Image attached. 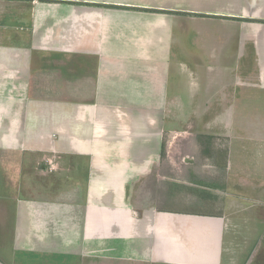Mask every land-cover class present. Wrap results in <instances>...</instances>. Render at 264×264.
<instances>
[{"label":"crops","instance_id":"obj_1","mask_svg":"<svg viewBox=\"0 0 264 264\" xmlns=\"http://www.w3.org/2000/svg\"><path fill=\"white\" fill-rule=\"evenodd\" d=\"M193 66L203 98L259 136L246 189L263 201L264 0H0V264H186L178 225L140 221L125 185L158 163L154 105L191 97Z\"/></svg>","mask_w":264,"mask_h":264},{"label":"rangeland","instance_id":"obj_2","mask_svg":"<svg viewBox=\"0 0 264 264\" xmlns=\"http://www.w3.org/2000/svg\"><path fill=\"white\" fill-rule=\"evenodd\" d=\"M205 18L223 20L212 15H206ZM206 24L213 31H218V26L221 25H211L210 22ZM192 43L191 35L184 39L186 50H193ZM177 53L182 63L193 65L191 53ZM228 62L225 59V64ZM212 64L215 66V61ZM196 67L186 68V74L192 73L189 78L191 84L196 85L191 97L181 95L176 103L154 105L155 116L161 127L157 129L154 126L152 130L153 134L158 133L152 139L157 140L159 149L154 152V156L151 153L150 157H154L155 163H158L137 183L125 185L130 209L138 211V214L144 212L145 215L140 217L144 220L140 221L147 222L148 215L151 217L157 212V221L167 225L177 224L178 227L174 230L176 236L173 234L176 237L177 254L179 256L181 252V256H186V264H247L251 255L252 264H264V200L254 197L255 195L249 196L246 183L248 175L255 169L254 160L256 157L260 158L262 144H259V136H255L254 129L251 132L245 131L249 127L248 120L243 122L234 120L233 116L221 115L224 108L231 111V104H217L215 100L210 102L203 98L204 82L200 83L203 78L201 73L195 71ZM211 72L215 78V71ZM212 76L204 77L208 79ZM173 80H177V76H173ZM214 93L210 89L209 95H215ZM181 97L184 98L180 102ZM133 106L128 105L126 110L137 112L138 109ZM218 111L220 114H217ZM236 123L241 124L244 129L240 127V130L233 133L232 127ZM234 135L238 136L237 140ZM238 143L242 147L239 148ZM244 145L246 149H243ZM233 147L237 152L233 153ZM228 164L230 168L224 170ZM239 164L250 168H234L235 165L240 167ZM0 183L3 186L1 172ZM255 202L257 207L252 205ZM255 208H258L256 215L253 213L256 212ZM125 215L128 217L129 213L124 208V218ZM188 220L192 227L189 236L193 240L191 244L182 245L181 240L177 239L182 236L183 231L180 229L187 225ZM167 225L161 226V232L169 236L174 228ZM4 250L8 252L7 248ZM10 253L9 250V256ZM187 254L191 255L188 260ZM42 259L45 258L39 260ZM52 259L56 260L54 264L68 262L62 257Z\"/></svg>","mask_w":264,"mask_h":264},{"label":"flooded vegetation","instance_id":"obj_3","mask_svg":"<svg viewBox=\"0 0 264 264\" xmlns=\"http://www.w3.org/2000/svg\"><path fill=\"white\" fill-rule=\"evenodd\" d=\"M252 260H253V256L251 255V256H249V259L247 260V264H252V262H253Z\"/></svg>","mask_w":264,"mask_h":264}]
</instances>
